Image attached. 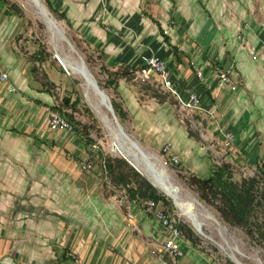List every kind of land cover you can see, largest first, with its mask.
<instances>
[{"label":"crops","instance_id":"crops-1","mask_svg":"<svg viewBox=\"0 0 264 264\" xmlns=\"http://www.w3.org/2000/svg\"><path fill=\"white\" fill-rule=\"evenodd\" d=\"M50 1L105 63L133 67L139 78L144 56L164 60L184 98L195 92L205 110H215L214 117L191 112L215 118L223 140L217 117L221 107L230 108L239 124L230 130L234 140L245 125L252 132L248 152L264 163V0ZM107 25L120 34L107 32ZM22 26V18L0 0V67L9 76L0 81V264H210L197 260L182 236L184 255L168 259L163 250L168 233L160 221L130 200L125 188L108 183L107 190L96 174H83L65 156L70 151L83 157L88 146L78 133L48 127L52 105L45 103L52 99L24 55ZM216 63L235 64L240 89L219 84ZM141 80L162 88L155 75ZM129 83L121 80L115 92L126 110L148 107L153 119L162 116V106L154 100L141 105ZM179 129L168 134L176 152L182 148Z\"/></svg>","mask_w":264,"mask_h":264},{"label":"rangeland","instance_id":"rangeland-1","mask_svg":"<svg viewBox=\"0 0 264 264\" xmlns=\"http://www.w3.org/2000/svg\"><path fill=\"white\" fill-rule=\"evenodd\" d=\"M1 1L10 4L13 12L22 18V27H24L25 33L20 36L25 35V40L27 42V51H24V55H27L30 59L29 62L32 70H34L35 67H39V73H33L35 79L39 82L42 90L46 92V95L50 96L52 99L51 102H46L45 105L62 104L65 96H71L73 100L80 97V110L76 112L75 118L91 126L92 136L95 140V145L91 149L92 153L96 156L98 147H100L105 155L124 157L133 162L134 159L130 157V155H126V152L120 154L116 145L112 143L116 131L109 110L99 105L97 97L88 95L89 91L86 90L87 88L84 80L69 70L61 61L59 62L56 55L59 57V53L60 55L68 57L71 60H77L78 62L80 61L79 56H82L93 74L94 79L102 89H104L102 86L106 81V74L103 72V66H107L109 69L117 68L105 63L102 56L99 54L100 50L92 48L81 32L75 31L66 21L56 18L55 14L48 8L44 0L40 1L45 5L50 15L57 22V25L61 29V34H59L58 31L52 32L49 29L39 7L31 0ZM105 30L112 33V35L120 34L114 31L115 29L109 25H107ZM69 42L76 50H72ZM38 55L40 58L39 62H37L35 58V56ZM214 65L219 66L221 64L216 63ZM65 67L67 69H65ZM140 78L141 77L138 78V76H136V79L132 83H129L131 88H133L135 92H138L137 97L139 102H141L140 104L146 105L145 103L154 100L159 106H162L161 109L163 110V114L159 118L156 117L153 119L154 114L152 113H154V110L152 111V109L148 107H146L144 112L127 109L128 117L122 125L126 133L136 140L145 153H148L151 157V161L159 168V175L164 178L165 175H168L170 183H172L181 194L194 197L201 203L202 211L200 213H202L203 216V233L205 236L200 234L194 226L191 225L190 221L181 213L179 208L175 206L176 204L173 200L157 187L160 192L164 193L173 203L171 208H167L161 204L162 208L170 214L172 218H175L178 223L192 230L193 235H191L190 238L182 235V240L189 242L191 246H193L196 250L195 256L196 258L198 257L197 260L201 262L204 261L210 264H237L232 259V256L236 254L241 258L243 264H264V249L259 247L257 243L247 235L244 229L241 227H232L227 224L214 206L201 201L199 192L189 182L192 176H197L202 179L208 177L216 166L225 163L230 164L233 179L235 180H242L243 178H251L254 176H259L264 179L259 170V166L262 164L261 158L256 156L252 158L246 147L249 142L248 137L252 135V132L248 131L245 125H243V127L239 129L240 131L237 130L239 132V139H236V141L234 140L235 142H233L231 146H226L221 135L216 131V124L218 121L215 118H204L202 115H198L191 111L181 110L176 97L172 93L164 91L160 86H156V83H150V86ZM55 81L57 83H55ZM235 81H237V87L240 89V79L237 76H235ZM104 91L110 95L111 99L112 97L116 98L115 92L110 87L104 89ZM219 112L220 114L217 118L219 119L220 125L218 126L224 131H230L232 127H237V125H239L237 122L238 118H232L230 108L221 107ZM103 116L106 118L109 117L110 121H108V125L103 122L101 118ZM133 124H136V126L134 127ZM178 127H180V129L176 139H179L178 142L182 148L179 152H176L173 148V139L170 140L168 134L172 129ZM185 130L188 133V137L194 140L192 141L193 144L187 143L190 142V139H188ZM167 144H171L173 151L178 154L179 163H174L170 159V156L163 152V148ZM114 146L115 149L113 150L112 148ZM65 156L76 161L83 174H96L100 178V185L108 188L107 185L109 182L104 178L101 166L95 164L93 158L88 154L83 157L78 156L76 159L69 151L65 153ZM87 158L93 163V168L90 170L82 168V162ZM143 168L144 165H139L140 173L152 183V180L146 175ZM107 190H109V188ZM140 209L142 210L141 207ZM206 213H211L213 216L215 215L214 219L207 217ZM165 256L169 259L166 254Z\"/></svg>","mask_w":264,"mask_h":264},{"label":"trees","instance_id":"trees-1","mask_svg":"<svg viewBox=\"0 0 264 264\" xmlns=\"http://www.w3.org/2000/svg\"><path fill=\"white\" fill-rule=\"evenodd\" d=\"M44 2L56 18L67 20L65 14L58 11L50 0H44ZM35 58L39 62V55ZM38 68H34L35 73H39ZM103 72L106 74V81L102 87L104 89L110 87L114 92L121 80L133 82L136 76V70L130 66H121L117 69L103 66ZM80 101V97L73 100L71 96H65L62 104L58 103L49 107H59L63 110L66 119L74 126V132L78 133L86 142L88 155L93 158L95 164L101 166L104 178L113 186L125 188L130 200L140 202L143 199L151 198L163 206L171 208L172 201L126 158L105 155L100 147H98L96 156L92 153L91 149L95 145V140L92 136L91 126L75 118L76 112L80 110ZM112 104L119 122L123 124L128 117L127 110L117 98L112 97ZM259 170L264 177V163L259 166ZM189 182L199 192L201 201L214 206L227 224L244 229L247 235L264 249L263 178L254 176L235 180L230 164L225 163L216 166L208 177L202 179L192 176ZM178 226L181 235L187 238L193 235L191 229L181 223H178Z\"/></svg>","mask_w":264,"mask_h":264},{"label":"built area","instance_id":"built-area-1","mask_svg":"<svg viewBox=\"0 0 264 264\" xmlns=\"http://www.w3.org/2000/svg\"><path fill=\"white\" fill-rule=\"evenodd\" d=\"M165 32L167 33L168 31L166 30ZM262 52L264 54V46L262 48ZM142 61L143 67L140 70L139 76L143 79H151L153 75L157 76L164 91L170 92L176 97L177 102L182 110L193 112L205 111L206 114L214 117L215 110H205L202 106V99L200 95L195 92H190L188 97L184 98L182 94L174 88L170 79L169 68L164 60L155 55H148L144 56ZM196 74L200 79L204 78V74L200 69L196 70ZM215 74L221 86L228 88L230 87V89L233 91L238 89L237 81H235L236 71L234 63H230L228 66H217L215 68ZM8 80V74L3 68L0 67V81L8 82ZM9 89L11 92H13L16 88L13 85L10 86ZM47 117L48 127L50 129L63 130L70 133L74 132V126L66 119L63 110L59 107H48ZM223 137L225 145L231 146L234 140V132L223 130ZM163 152L168 154L174 163H179V156L173 151L171 144L165 145ZM82 168L85 170H90L93 168V163L87 158L82 162ZM139 205L147 214L154 215L168 233V237L163 242V250L170 259L176 262L177 259L184 255L182 245H180V239L182 235L178 226V221L175 218H172V216L162 208V205L154 199H143L139 202ZM128 216L130 221L133 222L135 216L131 213Z\"/></svg>","mask_w":264,"mask_h":264},{"label":"bare ground","instance_id":"bare-ground-1","mask_svg":"<svg viewBox=\"0 0 264 264\" xmlns=\"http://www.w3.org/2000/svg\"><path fill=\"white\" fill-rule=\"evenodd\" d=\"M31 1L39 7L40 12L42 13L45 21L47 22V24L49 26V29L52 32L53 31L57 32V29L55 27H53L51 24L50 17H52V16L50 15L47 8L43 5H41L40 3L38 4V2H36V0H31ZM58 55H59V59L63 65H65L69 70H71L73 73L77 74L78 76H80L84 80L85 86L87 88V89L86 88L85 89L89 91L88 95H93V96L97 97L99 100V105L107 108L105 103L102 100L101 94H99L97 92V90H95L93 85L90 83V81L88 79L89 74H88V72H86L83 69L82 65L80 64V61L78 62L77 60H71L68 57L60 55L59 53H58ZM101 118H102L103 122L108 125V121H110L109 117L106 118L103 116ZM109 128H112V127H109ZM114 129L116 131V134L113 136L112 143H114L116 145V148L118 149L119 153L123 154V152H126V155H128V156L130 155V157H132L135 160V161L133 160V162L137 166H139L141 164L144 165L143 170L145 171L146 175H148L150 177L152 182L154 184H156L158 188H160L166 195H168L173 200V202L176 204L175 206H177L179 208V210L181 211V213H183V215L190 221L191 225H193L194 228L200 234L205 236L203 233V219H202L203 216H202V213H200L202 211L201 203L194 197L185 196V195L181 194V192H179V190L172 183H170V181L168 180V175H165V178L162 177L161 175H159V171H158L159 168H157L152 161H149L148 162L149 164H147L146 162L144 163L142 161L140 156H135L136 154H133V152L130 150L129 144L123 143L122 140L119 138L118 128L115 126ZM112 149L114 150L115 146ZM206 215H207V217H209L211 219H214V216H215V215L213 216L211 213H206ZM232 259L237 264H243L241 258H239V256H237L236 254H234L232 256Z\"/></svg>","mask_w":264,"mask_h":264},{"label":"water","instance_id":"water-1","mask_svg":"<svg viewBox=\"0 0 264 264\" xmlns=\"http://www.w3.org/2000/svg\"><path fill=\"white\" fill-rule=\"evenodd\" d=\"M36 2H38V4L40 3L41 5L45 6L44 4H42V2L40 0H36ZM51 19V24L53 27H55L57 29V31L59 32V34H61V29L59 28V26L57 25V22L54 20L53 17H50ZM70 43V42H69ZM72 50H76L75 47L70 43ZM56 58L58 59V61L60 62L59 57L56 55ZM80 58V64L82 65L83 69L88 72L89 74V81L90 83L93 85V87L95 88V90H97V92L99 94H101L102 96V100L105 103L107 109L109 110L113 122L115 124V126L118 128V136L119 138L122 140L123 143L129 144V148L130 150L133 152V154H136L135 156H140L142 161L147 164H149L148 162L151 161V157L148 155V153H145V151L143 150V148L141 146H139V143L134 140L133 138H131L125 131L123 125L119 122V119L115 113V110L113 108V104H112V99L110 97L109 94H107L104 89L100 88V86L98 85L97 81L94 79L93 74L91 73V71L89 70L87 64L85 63L84 59L82 56H79ZM65 69H67L65 67ZM128 160V159H127ZM138 171L139 170V166H137L135 163L131 162L130 160H128ZM152 184H154L152 182ZM156 187L157 185L154 184Z\"/></svg>","mask_w":264,"mask_h":264}]
</instances>
